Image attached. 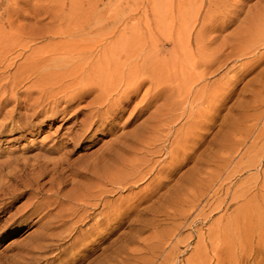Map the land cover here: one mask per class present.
I'll return each instance as SVG.
<instances>
[{
  "label": "rangeland",
  "instance_id": "rangeland-1",
  "mask_svg": "<svg viewBox=\"0 0 264 264\" xmlns=\"http://www.w3.org/2000/svg\"><path fill=\"white\" fill-rule=\"evenodd\" d=\"M0 264H264V0H0Z\"/></svg>",
  "mask_w": 264,
  "mask_h": 264
},
{
  "label": "bare ground",
  "instance_id": "bare-ground-1",
  "mask_svg": "<svg viewBox=\"0 0 264 264\" xmlns=\"http://www.w3.org/2000/svg\"><path fill=\"white\" fill-rule=\"evenodd\" d=\"M103 17H104V16H103ZM87 18H88V17H87ZM104 18H105V17H104ZM89 19H90V18H89ZM105 19H106V18H105ZM90 20H91V19H90ZM98 21H99V20H98ZM98 21H97V22H98ZM87 22H88V21H87ZM84 29H85V28H84ZM80 31H82V30H80ZM69 32H71V31H69ZM73 32H74V31H73ZM73 32H72V33H73ZM88 32H89V31H88ZM88 32H87V33H88ZM80 33H81V32H80ZM106 33H107V32H106ZM106 33H105V34H106ZM58 34H59V33H58ZM65 34H66V33H65ZM77 34H79V33L77 32ZM77 34H76V35H77ZM103 34H104V33H103ZM60 35H61V34H60ZM74 35H75V34H74ZM100 36H101V35H100ZM81 38H83V37H81ZM83 41H84V40L81 39L80 42H78V43H77V42H74V43L80 45V43L83 42ZM13 44H14V43H13ZM16 45H17V44H16ZM24 46H25V45H24ZM75 46H76V45H75ZM91 46L93 47V44H92ZM14 47H16V46H14ZM93 52H94V51H93ZM93 54H94V53H93ZM101 54H103V52H102ZM103 55L105 56V54H103ZM90 56H91V54H90ZM104 56H102V57H104ZM94 57H96V56H93V59H94ZM87 61H88V60H87ZM87 61H86V62H87ZM98 61H99V60H98ZM101 61H102V60H101ZM107 61H108V60H107ZM86 62H85V63H86ZM96 62H97V61H96ZM99 62H100V61H99ZM102 62H104V61H102ZM92 63H93V64H98V63L93 62V60H92ZM151 63H152V62H151ZM93 64H92V65H93ZM99 64H100V63H99ZM102 64H103V63H102ZM135 64H137V63H135ZM84 65H85V64H84ZM117 65H118V64H117ZM117 65L114 64V66H116V67H117ZM123 65H125V64H123ZM139 65H140V64H139ZM145 65H146V64H145ZM157 65H158V64H157ZM157 65H156V66H157ZM95 66H97L96 68H98V65H95ZM95 66H91V68H92V67L95 68ZM99 66L101 67V65H99ZM108 66H109V63H108ZM118 66H120V65H118ZM148 66H152V64L149 63ZM148 66H147V68H149ZM132 67H133V66H132ZM144 67H145V66H144ZM80 68H82V67H80ZM89 68H90V65H89ZM96 68H95V69H96ZM110 68H111V67H110ZM110 68H109V69H110ZM147 68H144V69L147 70ZM152 68L154 69L155 67H152ZM152 68H151V69H152ZM156 68H157V67H156ZM156 68H155V70L153 71V75H154V73H155V77L157 76V75H156V74H157L156 72L158 71V70L156 71ZM87 69H88V68H87ZM100 69H101V68H100ZM104 69L106 70L107 67L104 68ZM104 69H102L101 72H102ZM118 69H119V67H118ZM129 69H130V68H129ZM134 69H135V68H134ZM158 69H159V68H158ZM71 70H72V69H71ZM121 70H122V69H121ZM121 70H120V71H121ZM130 70H131V69H130ZM140 70H141V69H140ZM142 70H143V69H142ZM159 70H161V69H159ZM81 71H82V70H81ZM85 71H86V70H85ZM89 71H91V69H90ZM96 71H97V70H95L94 73H95ZM115 71H116V70H115ZM122 71H123V70H122ZM122 71H121V73H122ZM131 71H132V70H131ZM131 71H130V72H131ZM138 71H139V70H134L133 73L136 75V74H138ZM143 71H144V70H143ZM155 71H156V72H155ZM79 72H80V71H79ZM79 72H78V73H79ZM99 72H100V71H99ZM99 72H98V73H99ZM150 72H151V70H150ZM168 72H170V71H168ZM57 73H58V72H57ZM57 73H56V74H57ZM70 73H71V74H76L77 71H74V72L72 71V72H70ZM86 73L88 74V71H87ZM96 73H97V72H96ZM143 73H144V72H143ZM148 73H149V72H148ZM151 73H152V72H151ZM68 74H69V73H68ZM87 74H85V75L82 74L81 76H79V75H80V74H79V75H78L79 77L77 78V81H79V82L84 81V79L86 78V75H87ZM91 74H93V70H92V73H90V75H91ZM134 74H133V75H134ZM60 75H61V74H60ZM128 75L130 76V74H128ZM128 75H127V76H128ZM131 75H132V73H131ZM133 75H132V76H133ZM55 76H56V75H55ZM68 76H69V75H66V77H68ZM88 76H89V75H88ZM88 76H87V78H89ZM129 76H128L127 78H129ZM140 76H143V75L141 74ZM61 77H62V76H61ZM75 77H76V76H75ZM164 77H165V76H164ZM166 77H167V76H166ZM73 78H74V77H73ZM122 78H124V77H122ZM122 78H121V79H122ZM131 78H132V77H131ZM131 78H129L130 81H131ZM133 78H134V77H133ZM133 78H132V79H133ZM145 78H148V76L145 77ZM145 78H141L140 80H138V79H139V78H138V79H137L138 81L135 80L136 82H135L134 84H133L132 82H129V83H132V84H130L129 86H128L127 81H126V84H127V87H128V88L126 87L125 93H126L128 90H130L132 87H137L138 85H139V86L142 85V84L145 82V80H148V79H145ZM149 78H151V74H150ZM152 78H153V77H152ZM156 78H157V77H156ZM168 78H170V77L168 76ZM60 79H61V78H60ZM99 79H100V78H99ZM109 79H111V78H109ZM112 79H113V78H112ZM112 79H111V80H112ZM124 79H125V78H124ZM134 79H136V78H134ZM44 80H45V79H44ZM86 80H88V79H86ZM111 80H110V81H111ZM113 80H114V79H113ZM113 80H112V81H113ZM126 80H128V79H126ZM129 80H128V81H129ZM151 80H152V79H151ZM48 81H49V79H48ZM52 81H53V80H52ZM75 81H76V78H75ZM110 81H109V84H111L110 86L114 85V84L110 83ZM153 81H155V78H154ZM56 82H57V81H56ZM121 82H122V80H121ZM121 82H120V83H121ZM151 82H152V81H151ZM151 82H150V83H151ZM45 83H46V82H45ZM102 83H103V82H102ZM104 83H105V82H104ZM117 83H118V82H117ZM123 83H124V82H123ZM121 84H122V83H121ZM124 84H125V83H124ZM124 84H123L122 88L126 86V85H124ZM154 84H155V83H154ZM154 84H153L152 86H154ZM156 84H157V83H156ZM71 85H72V84H71ZM86 85H87V84H86ZM101 85H102V84H101ZM115 85H116V83H115ZM119 85H120V84H119ZM158 85H159V87L161 86L160 83H159ZM99 86H100V85H99ZM162 86H163V85H162ZM86 87H87V86H86ZM150 87H151V86H150ZM154 87H156V85H155ZM157 87H158V86H157ZM157 87H156V88H157ZM159 87H158V88H159ZM81 88H82L83 90H86V89H87V88H84V87H81ZM81 88H79V91H77V92H79V93H77V94H76L75 92H74V93H75L76 95H79L80 92L82 91ZM117 88H118V87H117ZM163 88H164V87H163ZM163 88H161V91H162ZM65 89H66V88H65ZM134 89H135V88H134ZM185 89H186V88H185ZM113 90H114V89H113ZM117 90H118V89H117ZM131 90H133V88H132ZM153 90H155V89H153ZM73 91H74V90H73ZM73 91H72V92H73ZM75 91H76V90H75ZM150 91H151V90H150ZM157 91H158V90H157ZM157 91H156V92H157ZM119 92H120V90H119ZM74 93H73V94H74ZM153 93H154V91H153ZM123 94H124V91H123ZM126 94H127V93H126ZM119 95H120V94H119ZM151 95H153L152 92H151ZM155 95H156V94H155ZM73 96H74V95H73ZM157 96H158V95H157ZM113 97H114V96H113ZM150 97H152V96H150ZM96 101H97V100H96ZM100 101H101V103H104L105 101H107V100H106V97H105V96H102V98H100ZM108 105H110V104H108ZM181 113H182V112H181ZM201 114H202V113H201ZM181 115H183V114H181ZM187 115H188V114H187ZM192 115H193V114H192ZM211 115H212V114H211ZM208 116H209V115H208ZM186 117H187V116H186ZM202 117H204V115H202ZM187 118H188V117H187ZM207 118H209V117H207ZM204 119H205V118H204ZM213 119H214V118H213ZM195 120H197V118H196ZM198 120H199V119H198ZM208 121H209V120H208ZM197 122H198V121H196L195 124H197ZM199 122H200V121H199ZM202 122H203V121H201V123H202ZM193 123H194V122H193ZM193 123H192V124H193ZM198 124L201 125L200 123H198ZM198 124H197V125H198ZM202 124H204V123H202ZM161 125H163V124H161ZM164 125H165V123H164ZM190 125H191V124H190ZM199 125H198V126H199ZM166 126H167V125H166ZM182 126H183V125H182ZM193 126H195V125H193ZM158 127H159V125H158ZM161 127H162V126H161ZM191 127H192V125H191ZM195 127H196V126H195ZM154 128H155V126H154ZM169 128H170V127H169ZM171 128H172V127H171ZM189 128H190V127H189ZM159 129H160V128H159ZM152 130H153V129H152ZM182 130H183V129H182ZM154 131H155V129H154ZM158 131H159V130H158ZM185 131H186V130H185ZM185 131H184V133H185ZM181 132H183V131H181ZM192 132H193V131H192ZM184 133L182 134L183 136H184ZM188 133H190V132H188ZM188 133H187L186 135H188ZM193 133H194V132H193ZM193 133H192V134H193ZM179 134L181 135V133H178L177 135H179ZM158 135H159V134H158ZM180 135H179V136H180ZM140 136H141V135H140ZM159 136H160V135H159ZM163 136H164V135H163ZM146 137H147V136H146ZM150 137H151V136H150ZM150 137H149V138H150ZM153 137H154V136H153ZM153 137H152V138H153ZM160 137H161V136H160ZM188 137H189V136H188ZM188 137H187V139H189L191 136H190L189 138H188ZM132 138H133V137H132ZM149 138H148V140H149ZM152 138H151V139H152ZM154 138H155V137H154ZM166 138H167V137H166ZM179 138H181V140H182V137H179ZM179 138H178V139H179ZM184 138H185V137H184ZM176 139H177V138H176ZM176 139H173L174 142H175ZM187 139H186V140H187ZM155 140H157V139L155 138ZM189 140H190V139H189ZM146 141H147V139H146ZM171 142H172V141H171ZM178 142H180V141H178ZM189 142H190V141H189ZM129 143H130V141H129ZM149 143H152V140H151ZM154 143H155V142H154ZM172 143H173V142H172ZM187 143H188V142H187ZM187 143H185V144H187ZM141 144H142V142H141ZM147 144H148V142H147ZM179 144H180V143H179ZM188 144H189V143H188ZM135 145H136V144H135ZM135 145H134V146H135ZM143 145H144V144H143ZM172 145H173V144H172ZM161 146H162V148L160 149V147H159V150L163 151V150H164L163 144H162ZM165 146H166V145H165ZM176 146H177V145H176ZM181 146H183V144H182ZM187 146H188V145H187ZM135 147H136V146H135ZM135 147H134V148H135ZM138 147H141V146H138ZM142 147H143V146H142ZM146 147H147V146H146ZM179 147H180V146H179ZM179 147H177V148L174 147V148H172L171 150L169 149L167 154L170 153V156H172V154L178 156V155H180L179 153H180L181 151H183L182 153L185 154L184 156H186V150H185V149H184L185 151H184V150H180ZM183 147H185V145H184ZM169 148H170V145H169ZM189 148H190V147H189ZM189 148L187 147V151L189 150ZM131 149H132V148H131ZM146 149H147V148H146ZM132 150H134V149H132ZM138 150H139V149H138ZM134 152H135V151H134ZM136 152H138V151H136ZM156 152H157V151H156ZM131 153H132V152H131ZM149 153H150V152H149ZM153 153H155V152H153ZM175 153H176V154H175ZM177 153H178V154H177ZM182 153H181V154H182ZM140 154H141V153H140ZM188 154H189V153H188ZM136 155H138V154H136ZM136 155H135V157H136ZM174 155H173V157H172V158H173V161L170 159V161H172V163L169 164V165H170V167H169V171H170V173L172 172V170H173L174 168H176V167H178V166L184 164V163L186 162V159H187V157H185L186 159H183V160L178 159L177 157H176L177 159H175V158H174ZM189 155H190V154H189ZM132 156H133V155H132ZM138 156H139V155H138ZM168 156H169V155H168ZM168 158H171V157H168ZM131 159H132V158H131ZM146 159H147V158H146ZM138 160H139V159H138ZM142 160H143V159H142ZM149 160H150V159H149ZM149 160H148V161H149ZM188 160H189V159H188ZM167 161H168V160H167ZM170 161H168V162H170ZM124 162H125V161H124ZM137 162H138V161H137ZM149 162H150V161H149ZM152 162H153V161H152ZM168 162H167V164H166V163H165V164L168 165ZM140 163H143V161L140 162ZM196 163H197V162H196ZM145 164H146V163H145ZM145 164H144V165H145ZM154 164H155V163H154ZM154 164H153V165H154ZM159 164H160V163H159ZM197 164H198V163H197ZM153 165H151V166H153ZM102 166H103V165H102ZM134 166H135L136 168H134ZM141 166H142V165H135V164H133V166H132V167H133L132 170H133L134 172H133V173L130 172V173H132V174H131V176L129 175V177H132L133 179H134V177H136L135 179H137V177H138L137 175L141 173V172L139 171L140 168H141ZM151 166L149 165L150 168H151ZM97 167H98V166H97ZM107 167H108V166H107ZM128 167H130V166H128ZM128 167H127V168H128ZM147 167H148V166H147ZM162 167H163V166H162ZM145 168H146V166L142 167V169H145ZM104 169H106V168H104ZM116 169H117V168H116ZM151 169H152V168H151ZM121 170H122V169H121ZM121 170H120V169L115 170L114 172L111 173V175H109V176H107V177L103 176L104 174H103V175H102V174H98V175H97V177H96L97 179H99V180H102V179H103V180H106L105 183H111L110 185H112L113 188H112V190H111V188H109L110 190H107V189L101 188V186L98 185V186H97V187H98L97 189L94 188V189H96L95 191L91 190V191H89L87 194H85V195H87L86 197L90 198L91 200L93 199V201L95 200V203L92 204L93 207H95V206L101 204L102 202H104V201L106 200V198H108V195H105V193H107V192L113 193V192H116V191H118V193H119V192L121 193V192L123 191V189L126 187V185H129V183H130V181H131L130 178H127L128 175H126L127 177H125V178L123 177V178H122V177H121ZM154 170H155V169H154ZM164 170H167V169H164ZM103 171H104V170H103ZM141 171H142V170H141ZM152 171H153V169H152ZM162 171H163V169L160 170V171H157V172L154 171V173H152L151 171H146L145 174H144L143 176L140 175V176L138 177V178H140V177L142 176L141 179H138V180H139V181H140V180L143 181V179L146 177V175L151 174V173L154 174V175H153V177H154V176H156L157 174H161ZM123 172H124V174H125L126 171L123 170ZM128 172H129V170H128ZM96 173H97V172H96ZM126 173H127V172H126ZM94 174H95V173H94ZM168 174H169V173H168ZM40 175H41V174H40ZM85 175H87V174L85 173ZM161 175H162V174H161ZM163 175H164V172H163ZM173 175H174V174H173ZM38 176H39V175H38ZM149 177H150V176H149ZM158 177L160 178V175H159ZM161 177L163 178V176H161ZM181 177H182V176H181ZM88 178H89V177H88ZM94 178H95V177H94ZM167 178H168V177H167ZM170 178H171V177H170ZM133 179H132V180H133ZM150 179L152 180V176L150 177ZM150 179H149V180H150ZM154 179H155L154 181H157V182H155V184L152 182V183H153V186L150 185L152 188H151V190H149L150 192L148 191L149 194L146 195V197L144 196L145 200H147V197H148L149 195H151L152 198H153L154 196H156L157 193H159V191L164 187V184L166 183V181H164V180H161V179H158V180H157V178H155V177H154ZM165 179H166V177H165ZM168 179H169V178H168ZM168 179H167V180H168ZM146 180H148V179H146ZM146 180H145V181H146ZM151 180H150V181H151ZM139 181H138V182H139ZM142 181H141V182H142ZM152 181H153V180H152ZM61 182H62V181H61ZM61 182H60V183H61ZM64 182H67V181L64 180ZM103 182H104V181H101L102 184H103ZM136 182H137V180H136ZM141 182H140V183H141ZM182 182H184V181H182ZM133 183H135V182L133 181ZM133 183H132V184H133ZM144 183H145V182H144ZM130 184H131V183H130ZM147 184H148V186H149L150 183L148 182ZM147 184H146V186H147ZM166 184H167V183H166ZM184 184H185V183H184ZM27 185H29V184H27ZM36 185H37V186H36ZM103 185H104V184H103ZM133 185H134V184H133ZM139 185H140V184H139ZM30 186H31V187L36 186V188H34V189L31 188V189L34 190V192H35L36 195H37V194H41V193L43 192V191H42V186L40 185L39 181L36 182V183L31 184ZM30 186H28V187H30ZM95 186H96V185H95ZM148 186H147V187H148ZM185 186H186V185H185ZM44 187H45V186H44ZM44 187H43V188H44ZM172 187H173V186H172ZM25 188H26V185H25ZM91 188H92V187L90 186V189H91ZM129 188H130V187H129ZM58 189H59V188H58ZM80 189H82V188H80ZM86 189H87V188H86ZM90 189H89V190H90ZM127 189H128V187H127ZM131 189H132V188H131ZM145 189H146V187H145ZM148 189H149V188H148ZM164 189H165V188H164ZM167 190H168V189H167ZM61 191H62V190H61ZM57 193H58V192H57ZM165 193H166V192H165ZM169 193H170V192H169ZM178 193H179V192H178ZM178 193H177V194H178ZM182 193H183V192H182ZM182 193H181V194H182ZM74 194H75V193H74ZM80 194H81V192H80ZM163 194H164V193H163ZM181 194H180V196H181ZM77 195L79 196V198L82 197V196L80 197L79 194H77ZM160 195H161V194H160ZM160 195H159V198H160ZM168 195H169V194H168ZM168 195H167L166 197H164V198L167 200L168 203H170V200L173 201V200H172L173 198L171 199V195H172V194H171L169 197H168ZM73 196H74L75 198H77L76 195H73ZM141 196H142V195H141ZM163 196H164V195H163ZM163 196H162V197H163ZM42 197H43V196H42ZM48 197H49V196H48ZM162 197H161V198H162ZM69 198H70V197H69ZM75 198H74V201H76V200L79 201V200H80V199H75ZM88 198H87V199H88ZM119 198H120V197H119ZM157 198H158V197H157ZM159 198H158V200H159ZM154 199H155V197H154ZM83 200H85V199H83ZM134 200H135V199H134ZM139 200H141V199H139ZM148 200H149V198H148ZM152 200H153V199H152ZM36 201H37V200H36ZM72 201H73V200H72ZM89 201H90V200H89ZM129 201H130V200H129ZM150 201H151V200H150ZM87 202H88V201H87ZM87 202L85 201L84 203H87ZM118 202H119V201H118ZM127 202H128V201H127ZM130 202H131V201H130ZM132 202H133V200H132ZM35 203H36V202H35ZM134 203H136V202H134ZM137 203H138V202H137ZM38 204H40L39 201H37L36 206H37ZM41 204H42V203H41ZM41 204H40V205H41ZM104 204H106V202H104ZM124 204H125V203H124ZM126 204H127V203H126ZM140 204H141V203H140ZM155 204H156V203H155ZM166 204H167V203H166ZM130 205H131V204H130ZM135 205H136V204H135ZM163 205H164V204H163ZM170 205H171V204H170ZM170 205H169V207H170ZM34 206H35V205H34ZM100 206H101V205H100ZM104 206H105V205H104ZM122 206H124V205H122ZM131 206H132V205H131ZM156 206H157V205H156ZM85 207H86V206H85ZM98 207H99V206H98ZM117 207H118V206H117ZM132 207H133V206H132ZM87 208H88V207H87ZM109 208L111 209V207H109ZM130 208H131V207H130ZM134 208H135V207H134ZM136 208H137V207H136ZM92 209H94V208H92ZM127 209H128V208H127ZM146 209H147V208H146ZM148 209H149V208H148ZM148 209H147V210H148ZM108 210H109V209H108ZM121 210H122V209H121ZM142 210H143V209H142ZM151 210H152V209H151ZM88 211H89V210H88ZM91 211H92V210H91ZM103 211H104V210H103ZM106 211H107V210H106ZM110 211H112V210H110ZM124 211H125V210H124ZM144 211H146V210H144ZM108 212H109V211H108ZM112 212H113V211H112ZM148 212H149V211H148ZM148 212H147V214H148ZM167 212H168L167 210L164 211V213H166V214H167ZM91 213H93V212H91ZM124 213H126V212H124ZM143 213H144V212H143ZM151 213H152V212H151ZM138 214H139V211H138ZM145 214H146V213H145ZM145 214H144V215H145ZM94 215H95V214H94ZM155 215H157V214H155ZM90 216H91V215H90ZM90 216H89V217H90ZM141 216H142V215H141ZM153 216H154V215H153ZM157 216H158V215H157ZM165 216H166V215H165ZM89 217H88V218H89ZM155 217H156V216H155ZM155 217H154V218H155ZM150 218H152V217H150ZM154 218H153V220H154ZM80 219H81V218H79V220H80ZM82 219H83V218H82ZM82 219H81V222H82ZM103 219H104V218H103ZM148 219H149V218H148ZM144 220H145L144 223H145V225H146V219H144ZM151 220H152V219H151ZM151 220H150V221H151ZM100 221H101V220H100ZM108 221H109V220H108ZM110 221H111V220H110ZM141 221H143V220H141ZM147 223H148V222H147ZM151 223H152V222H151ZM96 225H97V224H96ZM143 225H144V224H143ZM143 225H142V226H143ZM74 226H75V224H74ZM72 228H73V227H72ZM76 231H77V230H76ZM71 232H72V231H71ZM38 245H39V244H38ZM40 246L42 247L43 245H40ZM105 260H106V259H105ZM104 263H105V262H104ZM106 263H107V262H106Z\"/></svg>",
  "mask_w": 264,
  "mask_h": 264
}]
</instances>
